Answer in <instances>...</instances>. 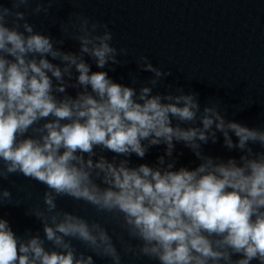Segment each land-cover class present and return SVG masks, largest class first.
<instances>
[{"label":"clouds","instance_id":"obj_1","mask_svg":"<svg viewBox=\"0 0 264 264\" xmlns=\"http://www.w3.org/2000/svg\"><path fill=\"white\" fill-rule=\"evenodd\" d=\"M29 3L0 5V180L21 174L46 186L44 208L27 213L41 221L44 238L17 237L0 218V264H94L92 255L77 254L73 239L97 257L122 264L108 229L58 209L63 196L109 214L127 234L120 237L125 255L158 264H264V151L250 147L264 148V130L226 119L218 100L201 108L199 94L183 88L153 94L171 72L155 67L147 56L136 59L138 68L153 74L139 92L114 82L106 71H91L85 56L103 69L121 64L118 56L127 55V49L111 44L108 25L70 16L60 29L65 36L71 29L79 51L65 52L54 46L63 45V39L36 32L25 12L15 10ZM41 12L47 14L48 7L32 9L33 15ZM68 87L82 90L75 98L54 95ZM30 129L33 135L25 138ZM218 132L227 149L243 153L239 162L203 152L202 145L217 142ZM176 143L194 153L197 167L174 170ZM161 144L165 154L156 166L130 167L128 159L117 163L103 155L93 160L95 148L142 159ZM4 204H12L6 188L0 189ZM45 240L60 251L46 249Z\"/></svg>","mask_w":264,"mask_h":264}]
</instances>
